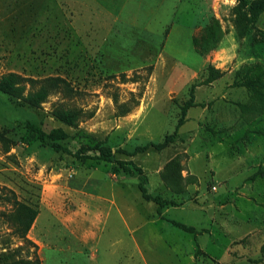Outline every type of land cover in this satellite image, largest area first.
I'll return each mask as SVG.
<instances>
[{
    "label": "rangeland",
    "instance_id": "1",
    "mask_svg": "<svg viewBox=\"0 0 264 264\" xmlns=\"http://www.w3.org/2000/svg\"><path fill=\"white\" fill-rule=\"evenodd\" d=\"M189 3L192 20L178 13L166 39L156 38L163 44L145 46L128 26L133 0L124 8L120 0H0V76L68 82L39 107L0 92V253L38 264H264V176H253L264 169V113L257 115L256 96L241 108L247 89L233 85L232 63L218 71L211 55L231 28L262 41L264 12L249 16L238 0ZM199 53L210 57L204 65ZM212 78L214 87L197 89ZM193 83L197 103L175 131ZM56 105L92 116L67 125L52 115ZM27 120L64 129L61 143L72 151L83 146L96 156L98 144L114 159L133 160L150 176L148 191L175 203L163 219L195 231L150 221L157 207L141 197L136 174L27 144ZM148 142L161 146L136 151Z\"/></svg>",
    "mask_w": 264,
    "mask_h": 264
},
{
    "label": "trees",
    "instance_id": "2",
    "mask_svg": "<svg viewBox=\"0 0 264 264\" xmlns=\"http://www.w3.org/2000/svg\"><path fill=\"white\" fill-rule=\"evenodd\" d=\"M238 3L240 6L247 7L249 16L251 15L254 18H257V16L261 12H264V0H238ZM252 23H250L251 27ZM246 32L247 31H244L241 34H239L238 32L236 33L239 37H243ZM221 36L218 38V41L220 40ZM253 39L255 40V38ZM218 41L216 42V45ZM193 44L195 45L194 41ZM206 51L207 50H203V52ZM260 67L262 68L259 69ZM215 69L218 70L217 68ZM213 79L215 78L208 80L207 83L211 82ZM232 83L235 86H241L247 89L248 97L246 101L249 102H243L241 104V108L246 107L248 109V107H250V105L252 104V98L256 96V106L254 108L257 112V115L264 113V63L259 61L243 63L238 69L233 72ZM197 85L198 84L193 83L190 86V96L183 102L180 107V116L177 119L175 131L185 120L187 109L195 104L194 88ZM67 87L68 82L63 77L58 75H51L40 79H34L30 77H25L16 72H7L0 76V92L8 95L11 98H17L21 101V103L26 104L30 107H39L40 104L44 102L50 94L57 92L60 89L65 92L68 89ZM51 113L59 121L71 126L76 125L78 121L84 116H92V111L85 112L81 108L64 107L62 105L54 106ZM250 121H252V119L249 120L248 123ZM67 137L68 133L61 127H53L50 130L45 131L35 121L27 120L25 123V130L22 135V140L27 144L39 142L43 146L50 147L53 151L78 156L80 158L94 157L97 160L112 162L113 165L111 171L113 174L126 172L136 174L138 176L139 182L137 184V187L139 189L140 195L144 200L152 201L156 204L157 214H160L161 210L167 206H175V203L172 200L166 199L160 194H152L148 192L147 187L145 186L147 182V176L144 173L143 169L133 160L114 159L111 157V150L108 146L98 144L95 148L98 150L99 154L96 156H90L88 154H85L84 151L87 148L83 146L76 151H72L67 146L61 143V141L65 140ZM172 137V134L165 136V141L163 143L171 142ZM150 146L158 148L161 146V144L148 142L143 146H139L136 151H143ZM256 174L264 176V169L258 170L256 173L253 174V176H256ZM170 221L173 225L185 231H195L192 226H187L183 223L174 220ZM14 255V251L1 252L0 264H38L37 258H35L34 260H30L15 257Z\"/></svg>",
    "mask_w": 264,
    "mask_h": 264
},
{
    "label": "crops",
    "instance_id": "3",
    "mask_svg": "<svg viewBox=\"0 0 264 264\" xmlns=\"http://www.w3.org/2000/svg\"><path fill=\"white\" fill-rule=\"evenodd\" d=\"M128 1H131V0H120V6H122L123 8L127 7V6H124V4L127 5ZM190 1L189 0H133L134 4H136V8L127 10V13H128L127 18L131 20V23H128V26L134 29H138L136 30V32H138L137 35H140V37L143 38L141 40L142 45L148 46L151 43L161 45L163 43L161 41L157 43L156 38L163 39V40L166 39L169 31L173 28L174 23L177 22L176 19L178 17V13L184 14V15L189 14L190 20H192V17L194 16V11L192 8L193 6H189ZM140 13H143L145 15L141 24H139L138 22ZM133 21L137 23L133 24ZM188 27L192 29L193 23H191ZM221 27L224 28L223 25ZM258 42L259 41H255L253 39V32L251 30H248V32L243 37H239L236 31L234 30V28H231L228 32L223 31V34L220 40L218 41L215 49L211 53V55H213V61L214 63H216L214 67L217 69L224 68L229 63H232L231 70L235 71L243 63H251L255 61L264 63V53H263L264 48L261 47V49H257L256 44ZM260 42H264V39ZM162 52L163 50L158 52V55L160 56ZM201 57L203 59L202 61L203 65L206 62H208L210 59L209 56L205 57L201 55ZM217 79L212 80L211 82H209L208 85L206 84L203 86H197V89L201 87L203 88L204 87H207V88L214 87L215 81H217ZM197 89H195V91ZM224 92H225V89H223L221 94H223ZM208 100L209 99L205 98V102H204L205 105L202 107V109H208L210 105L209 103H211ZM194 102L195 104L197 103L195 100V96H194ZM238 159L240 160V158ZM255 165L261 168L263 166V161H259ZM146 176H148V179H149L148 184L151 185V179H150L149 174L148 175L146 174ZM246 180H251L250 183H252V179H250V177H248ZM247 185H250L249 182L248 184H246V186ZM242 186H244V184ZM88 194L93 195V193L91 192H88ZM162 212L163 210L161 211L160 214H156V210H155V212L152 213L153 215H151L150 217V221H152L153 223H156V221H158L159 218L163 219ZM97 218H98L97 213L90 215L89 223H88L89 235L93 234L92 228L94 225H96L95 220ZM164 221H167V223L173 225L170 220H164ZM193 250L194 249L191 247V251H190L191 260L193 259L195 260L197 257L192 254ZM215 262L219 263L217 261Z\"/></svg>",
    "mask_w": 264,
    "mask_h": 264
}]
</instances>
